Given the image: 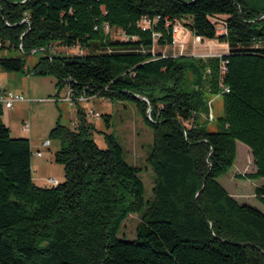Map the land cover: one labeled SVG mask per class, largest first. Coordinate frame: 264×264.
I'll use <instances>...</instances> for the list:
<instances>
[{"label": "trees", "instance_id": "1", "mask_svg": "<svg viewBox=\"0 0 264 264\" xmlns=\"http://www.w3.org/2000/svg\"><path fill=\"white\" fill-rule=\"evenodd\" d=\"M216 15L226 16L223 33L209 19ZM175 21L228 52L154 51L171 45ZM105 25L126 38H111ZM54 44L86 52H52ZM5 47L44 54L30 67L0 57L2 70L50 75L74 96L132 102L153 134L154 180L145 203L139 169L113 133L98 146L79 108L73 128L57 120L49 132L64 180L36 185L29 139L10 135L0 103V264H264V212L218 181L234 164L236 141L254 166L236 178H264V0H0ZM205 93L222 97L215 131L200 119ZM254 191L264 206V182ZM131 213H141L136 236L120 239Z\"/></svg>", "mask_w": 264, "mask_h": 264}, {"label": "rangeland", "instance_id": "2", "mask_svg": "<svg viewBox=\"0 0 264 264\" xmlns=\"http://www.w3.org/2000/svg\"><path fill=\"white\" fill-rule=\"evenodd\" d=\"M225 17V15H216L209 18L218 32H224L223 21ZM185 21L186 18L182 20L183 23ZM143 24L145 25V23ZM109 34L111 38H121L118 29H109ZM194 36L187 28L185 36L180 37L184 39V43L165 47L156 45L153 50L161 51L166 55L195 57L219 56L226 52V45H222L216 39H202L198 42L195 41ZM50 50L69 54H83L86 52L85 49L78 46L68 48L56 44ZM43 54L44 51L41 50L23 53L13 48H0V57H20L27 67L33 65ZM185 79L186 85H188L191 79V73L188 69L185 72ZM26 88L28 92L25 90ZM0 89L15 93L21 92L24 96H27V101L14 103L13 110L17 108L14 116L9 112L12 127L10 135L12 137H31V174L36 185L52 186L51 179H54L56 183L64 180L63 165L53 161V154L59 149L60 143L56 139H51L49 132L57 120L60 124L73 128L78 119V109L81 108L86 111V120L95 127V130L91 131V135L98 146L105 147L103 132L113 133L123 148L125 160L139 169L138 175L144 186L145 203L153 199L154 175L147 164V154L151 148L153 134L151 129L143 122L132 102L112 101L103 96H95L90 102H78L75 105H69L67 101L63 100L64 88L59 90L56 87L54 77L50 75L35 76L27 72H9L1 68ZM205 97L208 99L209 111L207 114L202 115L200 119L206 120L205 127L209 131H215L217 129V118L223 115L222 97L220 94L213 95L209 93H205ZM89 108L98 112L99 116L94 117L87 114ZM106 117L108 118V124L105 121ZM54 119H56L55 123ZM22 124H28L29 129L23 131L21 129ZM46 141H48V144L43 146ZM37 151L40 152L41 159L36 158ZM253 170L250 150L244 143L236 141L234 164L218 178V181L239 203H245L264 211V206L256 199L254 191V185L258 184L260 180H264V178L252 180L236 178L237 174ZM145 207L146 205H144ZM140 214L131 213L127 216L118 230V238L127 240L135 238Z\"/></svg>", "mask_w": 264, "mask_h": 264}, {"label": "built area", "instance_id": "3", "mask_svg": "<svg viewBox=\"0 0 264 264\" xmlns=\"http://www.w3.org/2000/svg\"><path fill=\"white\" fill-rule=\"evenodd\" d=\"M144 23L146 25L149 24V22H147L146 20L144 21ZM105 30H109V27L107 25L104 26ZM185 31H187V28L180 22V21H175L172 23V43L169 46H174L178 43H184V39L180 38L181 36H185ZM217 33H221L218 32ZM155 36H157V34H154ZM195 35V34H194ZM121 37H123L124 39L126 38L125 34L121 33ZM195 41L200 42L203 38L195 35L194 36ZM225 69V62L221 65V71H223ZM64 91H65V95L63 96V100L67 101L69 105H75L78 102H90L91 99L94 96H87L84 93H81L78 96H74L73 95V90L71 88V86L69 84H66L64 87ZM225 91H227V89L225 88ZM23 100H28L26 99L23 95L21 94H17V93H13L11 91H4L2 93H0V103L2 106V110L3 112L10 110L14 107V103L17 101H23ZM85 111V110H84ZM86 113V111H85ZM87 114L92 115L94 117H98L99 113L94 111L93 109L89 108V110L87 111ZM22 129L23 130H28L29 129V125L28 124H23L22 125ZM48 141H46L44 145H47ZM36 154H40L39 151L36 152ZM51 183L55 184V180L51 179L50 180Z\"/></svg>", "mask_w": 264, "mask_h": 264}, {"label": "crops", "instance_id": "4", "mask_svg": "<svg viewBox=\"0 0 264 264\" xmlns=\"http://www.w3.org/2000/svg\"><path fill=\"white\" fill-rule=\"evenodd\" d=\"M213 40V39H212ZM222 45H226V52H224L223 54H225V53H227L228 52V45L227 44H225V43H222ZM27 92H28V89L26 88L25 89ZM13 93H15V92H13ZM17 94H21V95H23L24 96V94L23 93H21V92H18ZM25 98L27 97V96H24ZM25 101H27V100H23L22 102H25ZM14 108V107H13ZM13 108L12 109H10V110H7V111H5V112H3V117H2V119H3V121H4V123L6 124V126H8V128L11 130L12 129V127H11V121H10V119H9V112H11L12 113V116H14V114L17 112V108H15V110H13ZM55 121H56V119H54V123H55ZM23 125V124H22ZM21 129H22V126H21ZM23 130V129H22ZM24 131V130H23ZM28 139H29V142H30V136H28L27 137ZM31 143V142H30ZM43 144V143H42ZM247 147V146H246ZM248 148V147H247ZM249 149V148H248ZM250 150V149H249ZM36 158H38V159H41V156L40 155H38L37 154V156H36ZM58 182H60V181H58ZM264 182V180H260V182L258 183V184H255L254 186L256 187V186H259V185H261L262 183ZM261 211H263V210H261ZM264 212V211H263Z\"/></svg>", "mask_w": 264, "mask_h": 264}, {"label": "water", "instance_id": "5", "mask_svg": "<svg viewBox=\"0 0 264 264\" xmlns=\"http://www.w3.org/2000/svg\"><path fill=\"white\" fill-rule=\"evenodd\" d=\"M36 50H38V49H36ZM33 51H34V50H33ZM149 111H150V108L147 109V113H148V114H149Z\"/></svg>", "mask_w": 264, "mask_h": 264}]
</instances>
